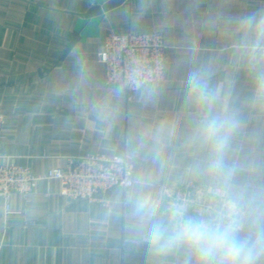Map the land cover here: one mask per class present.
Listing matches in <instances>:
<instances>
[{
	"label": "crops",
	"instance_id": "0c3cea01",
	"mask_svg": "<svg viewBox=\"0 0 264 264\" xmlns=\"http://www.w3.org/2000/svg\"><path fill=\"white\" fill-rule=\"evenodd\" d=\"M109 1L0 0V159L38 177L88 153L134 168L106 202L43 178L7 210L0 197V264H204L169 242L175 224L230 213L264 264V35L246 23L264 0H121L89 16ZM128 31L167 47L164 81L130 93L105 86L98 59L108 33Z\"/></svg>",
	"mask_w": 264,
	"mask_h": 264
},
{
	"label": "built area",
	"instance_id": "2783aa9c",
	"mask_svg": "<svg viewBox=\"0 0 264 264\" xmlns=\"http://www.w3.org/2000/svg\"><path fill=\"white\" fill-rule=\"evenodd\" d=\"M264 54V42L260 46ZM167 47L157 31L108 33L98 59L104 65V84L120 87L129 93L153 87L165 79ZM5 117L0 109V131ZM1 139V135H0ZM134 168L127 155L88 153L66 158L65 167L49 169L36 176L30 167L0 159V197L6 203L12 193L29 195L38 178L56 179L60 195L71 200L106 202L111 189L129 188ZM191 184V181H188ZM29 225H34L30 222Z\"/></svg>",
	"mask_w": 264,
	"mask_h": 264
},
{
	"label": "clouds",
	"instance_id": "9594fccd",
	"mask_svg": "<svg viewBox=\"0 0 264 264\" xmlns=\"http://www.w3.org/2000/svg\"><path fill=\"white\" fill-rule=\"evenodd\" d=\"M247 25L254 27L258 34L264 35V17L249 18ZM196 79L193 77V87ZM216 128V122L209 124L211 134ZM241 225L234 213L217 219H180L174 226V232L169 242H178L194 249L204 260V264H251V253L245 251L244 243L238 239ZM163 229L159 226L153 230L154 239H163ZM219 257V260L215 258Z\"/></svg>",
	"mask_w": 264,
	"mask_h": 264
},
{
	"label": "water",
	"instance_id": "95a60500",
	"mask_svg": "<svg viewBox=\"0 0 264 264\" xmlns=\"http://www.w3.org/2000/svg\"><path fill=\"white\" fill-rule=\"evenodd\" d=\"M120 1L121 0H111V1H109L107 3H105L104 5H102V7H95V8H93L88 14H89V16H93V15H96L98 13H101L102 11H106L110 7L118 4ZM77 38H78L77 35L74 33L72 35V39H71V42H70V46H72L74 44V42L77 40Z\"/></svg>",
	"mask_w": 264,
	"mask_h": 264
}]
</instances>
